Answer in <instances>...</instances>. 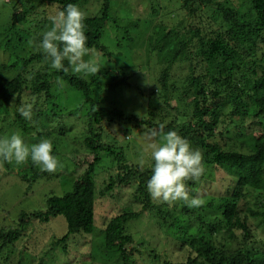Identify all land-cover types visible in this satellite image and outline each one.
<instances>
[{
	"label": "trees",
	"instance_id": "1",
	"mask_svg": "<svg viewBox=\"0 0 264 264\" xmlns=\"http://www.w3.org/2000/svg\"><path fill=\"white\" fill-rule=\"evenodd\" d=\"M46 1L60 11L82 0ZM213 2L161 0L147 7L148 14L160 17L142 46L155 57L158 71L151 78L153 89H139L144 99L141 113L101 106L93 96L95 91H110L129 83L136 68L119 66L116 73L102 66L86 78L73 74L71 69H51L50 61L39 52L30 58L43 59L47 65L33 73L29 88L21 75L10 79L0 76V110L8 107L13 98L21 99L27 88L28 94L37 99L42 94L48 99L51 79L56 76L80 91L89 105L84 144L93 155L71 191L47 196L45 211L19 212L14 225L0 229V249L18 241L29 219L44 222L58 215L65 218L67 230L52 246H59L66 254L70 236L77 234L81 241H90L96 202L92 175L104 152L112 165L116 163L117 170L116 178H108L104 190L112 191L116 184L133 189V206L129 202L130 207L112 216L103 229L104 247L115 251L116 264L161 259L152 242L158 244L164 234L172 242L186 244L188 252L184 261L163 259L164 264H264V0L216 1V10L211 12ZM162 4L178 8L172 15L182 14L172 26L161 21V15L167 12ZM28 13L27 9L14 13L12 25L26 20ZM110 20L115 17L108 0H103L98 14L84 16L88 54L94 50L112 59L111 52L100 42ZM64 63L67 66V61ZM177 70L180 73L174 76ZM33 112L40 115L36 103ZM104 122L123 127L125 134L136 128L160 133L163 125V131L174 130L185 137L203 156V175L196 182L187 181L190 196H199L202 205L190 207L184 201L165 203L151 198L146 188L151 161L140 168L131 167L120 146L103 141ZM173 211L195 215L199 227L210 236L198 232L185 237L184 231L176 239L175 234L170 238V229L176 233L181 228ZM145 214L151 216L149 223L153 222L150 231H144L150 241H136L127 223ZM88 257L79 259L81 264H87Z\"/></svg>",
	"mask_w": 264,
	"mask_h": 264
},
{
	"label": "rangeland",
	"instance_id": "2",
	"mask_svg": "<svg viewBox=\"0 0 264 264\" xmlns=\"http://www.w3.org/2000/svg\"><path fill=\"white\" fill-rule=\"evenodd\" d=\"M108 1L115 20L108 21L102 31L100 42L108 48L107 52H111L112 59L94 50L83 59H92L98 67L109 66L112 70H116V73L120 70L119 66L137 70L134 69L136 71H133L129 83L118 85L110 91H101V93L95 91L93 96L101 106L121 108L125 112L135 114L141 113L144 99L139 89H153L155 83L151 78L158 71L155 57L142 46L160 17L158 14H148L147 7L161 0ZM216 1L225 0H214L211 12L216 10ZM231 1L226 0L230 3ZM102 2L103 0H82L77 5L84 16H91L99 13ZM162 5L167 12L161 15V21L166 25L172 26L182 17L180 12L178 15H172L177 14L174 11L178 8L168 4ZM25 9L29 10L26 20L16 22L13 26V14L16 12L20 14ZM58 12L57 6L46 0H0V76L10 79L21 75L26 79V87L29 88L33 73L47 65L43 59L30 57L39 53L36 48L39 34L50 27V17ZM179 73L180 70L175 71L174 76ZM93 74L81 75L89 78ZM28 88L23 91L21 99L13 98L8 107L0 110V137L19 132L28 145L48 138L52 141L53 154L60 161V167L54 173L43 172L42 175L35 177L41 171L30 161L16 165L14 162L0 160V229L14 225L19 212L45 211L47 196H62L71 191L75 180L82 175L87 163L93 159V155L84 144L86 127L89 123L87 116L89 105L84 102L81 92L59 76L51 79L48 99L44 94L37 99L36 96L28 94ZM22 101L33 105L36 103L40 115L33 112L31 120L21 117L17 108ZM101 128L103 141L120 146L127 163L134 169L142 167L138 164L141 158L145 161L143 166L151 161L150 145L158 141L159 133L153 136L151 135L153 131L136 128L130 129L125 134L123 127L105 122L102 123ZM100 157L92 175L96 202L91 240L81 241L83 239L77 234L70 236L67 241L69 247L65 254L59 246H52L67 230L65 218L58 215L44 222L31 218L18 241L0 249V264H81L79 259L84 255L86 257L89 255L86 258L87 264L117 263L115 251L104 247L103 229L112 216L130 207L128 204L129 202L132 204L133 189L131 186L125 188L123 184L122 186L116 184L112 191H105V182L108 178L111 176L116 178V163L114 168L110 156L104 152H101ZM229 176L232 179L236 178L233 173H229ZM146 214L127 223V230L134 235L136 241H150L147 232L144 231H150L153 222L149 223L148 219H151V216ZM171 214L177 219L181 228L176 233L174 228L170 229L168 233L170 238L175 234L174 239H176L177 234L184 231H186L185 237L187 234L198 232L210 236L206 234V229L199 227L195 215L179 211H173ZM155 218L159 219L158 216ZM169 222L172 223L171 218ZM179 225L176 228H179ZM162 237L159 238L158 244L152 242L153 248L162 258L159 260L151 258L152 261L146 259L143 264H164L163 259L173 262L186 259L188 254L186 244H180L179 240L172 242L165 234Z\"/></svg>",
	"mask_w": 264,
	"mask_h": 264
},
{
	"label": "clouds",
	"instance_id": "3",
	"mask_svg": "<svg viewBox=\"0 0 264 264\" xmlns=\"http://www.w3.org/2000/svg\"><path fill=\"white\" fill-rule=\"evenodd\" d=\"M83 21L84 13L72 3L50 17V27L39 34L36 48L50 61L51 69L57 72L71 69L73 74L85 75L97 72L98 65L92 59H83L89 53ZM17 111L25 120H31L33 103L22 101ZM163 127L158 141L150 145L151 176L146 183L147 191L151 198L161 202L184 201L190 207H200L203 201L199 196H190L187 181L196 182L203 175L202 153L185 137L174 130L165 132ZM0 160L16 165L30 161L47 173H54L60 167L50 139L28 145L19 132L0 137ZM144 163L143 158L138 161L140 166Z\"/></svg>",
	"mask_w": 264,
	"mask_h": 264
}]
</instances>
